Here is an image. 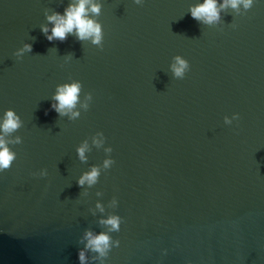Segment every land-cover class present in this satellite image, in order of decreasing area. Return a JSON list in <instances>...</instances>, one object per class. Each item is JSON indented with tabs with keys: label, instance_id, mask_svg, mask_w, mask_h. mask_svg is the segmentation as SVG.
I'll return each mask as SVG.
<instances>
[{
	"label": "water",
	"instance_id": "water-1",
	"mask_svg": "<svg viewBox=\"0 0 264 264\" xmlns=\"http://www.w3.org/2000/svg\"><path fill=\"white\" fill-rule=\"evenodd\" d=\"M74 2L0 0V123L23 121L5 137L22 143L0 172V264H79L89 231L109 244L85 264H264V0H216L213 24L191 17L204 0H92L100 44L49 42L48 17ZM73 83L60 115L53 97ZM112 216L119 231L101 223Z\"/></svg>",
	"mask_w": 264,
	"mask_h": 264
},
{
	"label": "clouds",
	"instance_id": "clouds-1",
	"mask_svg": "<svg viewBox=\"0 0 264 264\" xmlns=\"http://www.w3.org/2000/svg\"><path fill=\"white\" fill-rule=\"evenodd\" d=\"M134 3L142 5L143 0H134ZM253 3L254 0H225V3L220 7L226 8L231 6L232 8L238 10L239 5L242 4L246 10H249L253 7ZM90 4L91 7L88 9L86 6ZM89 10L92 14L99 15L101 5L92 3V0H75V2L70 4L65 10L64 16L54 14L48 17L49 22H53L55 24L51 35H47V28H43L42 31L46 34V38L49 42L54 39L63 42L67 39L68 34L74 33L77 39L81 41L91 38L93 43L100 44L102 39L101 26L92 19L88 18L87 13ZM189 11L194 20L204 24H213L220 19L216 0H204L203 4L191 7ZM102 48L103 46L101 49ZM24 50L31 51V46L25 45V48L21 51ZM173 59L174 63L171 65V70L175 77L183 79L186 74V70L188 71L190 68L189 63L180 56H175ZM80 89V83H73L71 85L65 84L58 87L57 94L53 97L57 103L53 104L52 108L60 115H66L67 113L65 112V109L71 111L75 107ZM91 97L92 95L89 93V98ZM78 115V112L73 113L74 117ZM234 120H239L238 114L233 115L232 121L225 118V124L231 125ZM22 126L23 121L13 110H7L4 113L2 123H0V131L4 133V135L0 136V172L10 169L13 162L16 160V153L10 149L9 145H18L22 143L20 136H16L15 139L11 141L6 140L5 137L16 132ZM97 135H103V133H97ZM95 143L99 144L100 141H95ZM86 148L87 144L85 143L84 146L78 149L79 159L81 161L85 160L84 153ZM106 151L111 153L112 148L109 147ZM114 163L115 161L112 159L106 160L104 162V167L109 168V166H113ZM38 175L40 177L47 176V170H41ZM99 175L100 173L98 168L93 167L90 173H86L79 178L78 186L83 187L85 183L89 186L95 185ZM82 194L86 195V193ZM101 223L109 225L112 231H119L121 218L112 216L106 221H101ZM84 239L87 241V244L85 245V250L78 251L79 264H85V251L88 249H91L94 252H99L101 256L106 254L105 249L109 244V237L107 235L101 234L93 236L92 232L89 231L85 234ZM115 244L116 247H119L120 241L117 240Z\"/></svg>",
	"mask_w": 264,
	"mask_h": 264
}]
</instances>
